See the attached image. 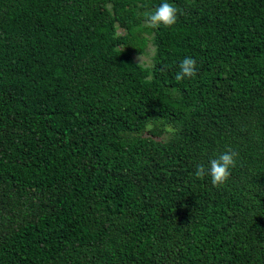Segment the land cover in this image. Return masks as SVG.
Wrapping results in <instances>:
<instances>
[{
  "label": "trees",
  "instance_id": "obj_1",
  "mask_svg": "<svg viewBox=\"0 0 264 264\" xmlns=\"http://www.w3.org/2000/svg\"><path fill=\"white\" fill-rule=\"evenodd\" d=\"M0 264H264V0H0Z\"/></svg>",
  "mask_w": 264,
  "mask_h": 264
},
{
  "label": "clouds",
  "instance_id": "obj_2",
  "mask_svg": "<svg viewBox=\"0 0 264 264\" xmlns=\"http://www.w3.org/2000/svg\"><path fill=\"white\" fill-rule=\"evenodd\" d=\"M177 14L178 9L172 3L163 2L152 12L145 13V26L153 29L159 28L161 25L171 27L177 21ZM139 61L141 63V56ZM196 75V60L192 57H185L180 61L179 70L174 79L179 82L186 77L189 79L194 78ZM237 155L238 153L229 148L217 158L211 159L207 166L203 163L196 165L194 175L199 179L208 176L214 187H221L228 180L230 169L235 167Z\"/></svg>",
  "mask_w": 264,
  "mask_h": 264
},
{
  "label": "rangeland",
  "instance_id": "obj_3",
  "mask_svg": "<svg viewBox=\"0 0 264 264\" xmlns=\"http://www.w3.org/2000/svg\"><path fill=\"white\" fill-rule=\"evenodd\" d=\"M118 32L123 33V31L119 30V29H118ZM139 58H140V56H135V59L137 61H139ZM141 62L148 64V63H150V59H149V57L147 55H142L141 56Z\"/></svg>",
  "mask_w": 264,
  "mask_h": 264
}]
</instances>
